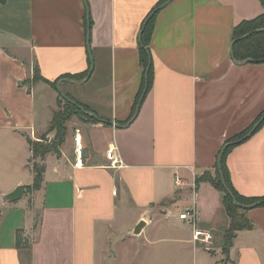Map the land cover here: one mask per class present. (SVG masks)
<instances>
[{
	"label": "crops",
	"instance_id": "1",
	"mask_svg": "<svg viewBox=\"0 0 264 264\" xmlns=\"http://www.w3.org/2000/svg\"><path fill=\"white\" fill-rule=\"evenodd\" d=\"M160 1L0 0V264H264V206L247 209L253 227L238 231L224 259L231 220L222 193L208 181L196 186L224 144L264 112V62H237L231 52L235 27L262 14L263 2L163 4L150 42L153 85L127 122L142 80V24ZM35 65L57 87L33 82ZM59 92L101 120L77 127L82 166L76 128L67 151L47 155L41 188L25 192L34 181L27 136L48 130ZM113 146L116 167L106 156ZM227 164L239 192L264 195V122ZM19 185L24 196L4 202ZM190 201L214 233L210 247L176 213ZM160 205L169 206L164 214ZM19 230L29 249L18 247Z\"/></svg>",
	"mask_w": 264,
	"mask_h": 264
},
{
	"label": "trees",
	"instance_id": "2",
	"mask_svg": "<svg viewBox=\"0 0 264 264\" xmlns=\"http://www.w3.org/2000/svg\"><path fill=\"white\" fill-rule=\"evenodd\" d=\"M168 0H161L152 11L146 16L139 36V57L140 63L143 68L142 80L139 91L136 96V101L133 106L131 115L127 122L138 114L140 107L147 93L150 91L154 81V64L151 53V37L154 29V24L158 10ZM264 5V0H262ZM232 57L237 62H264V12L253 19H246L241 21L234 29V39L231 46ZM90 71H87L84 75L87 76ZM81 75V74H80ZM84 75H82L84 77ZM67 78H73V75H65ZM33 82L40 80L45 81L57 87V81H51L44 78L39 70V67L35 65ZM30 82V80H26ZM63 98L65 104L62 110H54L49 130L63 129L64 123L71 120L73 115L90 113V117L93 118L91 123L98 122L101 119L91 112L89 107L81 104L80 102L72 99L71 97L59 92L58 100ZM59 105V101H58ZM264 122V112L260 115L258 120L251 126L256 131ZM249 130V131H250ZM248 131V132H249ZM63 135V134H62ZM246 134L241 135L235 139L228 140L221 148L214 170L205 171L204 175H198L196 178V186L203 181L210 182L216 189L222 193V202L225 210L230 217V225L224 233L222 250L229 257L231 247L233 246L234 239L236 238L238 231L243 229H250L253 227V222L247 217L246 211L252 206H264V195L252 196L245 195L236 189L234 186L230 170L227 164V157L232 148L241 140L246 138ZM30 149L32 150L33 160L32 170L34 172V181L31 185L25 186V192L40 189L44 180V173L46 171V157L48 154L58 155L60 152L59 143L51 141L44 143L46 139V133L42 134L39 140H34L27 136ZM17 245L26 249L30 248V241L22 237V231L17 232Z\"/></svg>",
	"mask_w": 264,
	"mask_h": 264
},
{
	"label": "built area",
	"instance_id": "3",
	"mask_svg": "<svg viewBox=\"0 0 264 264\" xmlns=\"http://www.w3.org/2000/svg\"><path fill=\"white\" fill-rule=\"evenodd\" d=\"M75 145H76V165H83V140L82 135L80 134V129H76L75 133ZM107 158L110 161L111 167H116L120 165L121 160L119 155L116 152V147H110L106 153ZM176 183L181 184V178L176 176ZM178 217L181 220L188 222L193 229V240L201 245H206L210 247L213 244L214 233L210 229H206L199 224L197 219V211L194 203L187 205L183 208H179L176 211Z\"/></svg>",
	"mask_w": 264,
	"mask_h": 264
},
{
	"label": "rangeland",
	"instance_id": "4",
	"mask_svg": "<svg viewBox=\"0 0 264 264\" xmlns=\"http://www.w3.org/2000/svg\"><path fill=\"white\" fill-rule=\"evenodd\" d=\"M58 101H59V105L57 104L56 109L62 110L64 107V104H65V100L63 98H60ZM91 120L93 121V118L90 117V113H82V114L73 115L71 120L64 123L63 129H61V131H58L56 129L45 131L44 133H46L47 141L44 140V143H49L51 141L56 140L59 143V146L61 148H64L67 151V149L69 148V145H65V142L67 141V139L73 134L74 130L77 127H82L84 123H89V121H91ZM250 128L251 127L245 129L241 133H238L237 135L231 137L229 140L235 139V138H237L241 135H244V134H246L248 136L255 129V128H253L252 130H250ZM38 136H40V135H38ZM30 165H31V167L33 166V160H32ZM212 172H213V170H212ZM204 173L205 172H202L200 175L203 176ZM190 204H192L191 201H190ZM187 205H189V203H187ZM187 205H185V206H187ZM185 206L182 205V206H180V208H183ZM168 207H167V205H160L156 209L155 208L154 209L156 210V212L159 211V212H162V214H164L168 210ZM224 259H227V257H225Z\"/></svg>",
	"mask_w": 264,
	"mask_h": 264
},
{
	"label": "water",
	"instance_id": "5",
	"mask_svg": "<svg viewBox=\"0 0 264 264\" xmlns=\"http://www.w3.org/2000/svg\"><path fill=\"white\" fill-rule=\"evenodd\" d=\"M23 196H24L23 187L19 185L13 191L4 194L2 199H3L4 202L15 201V200H18V199L22 198ZM145 224H146L145 220H141L138 223V225H137V227H136L134 232L135 233H139L141 231V229L144 227Z\"/></svg>",
	"mask_w": 264,
	"mask_h": 264
}]
</instances>
